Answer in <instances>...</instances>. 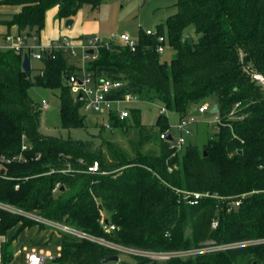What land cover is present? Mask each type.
<instances>
[{"label": "trees", "instance_id": "16d2710c", "mask_svg": "<svg viewBox=\"0 0 264 264\" xmlns=\"http://www.w3.org/2000/svg\"><path fill=\"white\" fill-rule=\"evenodd\" d=\"M1 2L21 9L0 19V24L39 36L48 9L57 6L59 19L73 18L83 8L98 7L101 0ZM175 5L176 12L155 27L174 51L169 61L156 52V38L139 29L134 50L116 42L100 46L86 66L95 75L122 80L138 101H159L179 117L191 111V104H217L220 122L214 136L201 150L190 139L180 150L173 149L159 137L169 126L168 117L158 113L153 126L147 127L138 107L129 108L123 120L109 117L111 129L136 131L131 152L105 138L96 147L89 140L43 134L41 105L29 96L31 87L58 91L62 128H86L82 100L66 84V77L79 65L59 50L54 58L47 56L40 66L24 71L20 53L2 51L0 151L19 152L24 135L30 152L40 151L41 157L6 165V177L0 176L1 201L140 250H186L211 241L220 245L264 238V95L245 70L264 75V0H177ZM189 27L195 37L185 35ZM100 68H113L118 74H100ZM238 101L239 112L246 116L229 118ZM150 142L157 150H142ZM93 161L99 165L94 174L87 171ZM176 189L211 196L191 205ZM102 217L115 230L105 232ZM17 224L16 233L32 225L47 227L0 209V235ZM59 234V254L55 252L46 264H128L103 262L104 257L120 253L105 245L65 231ZM13 239L0 242L6 264L12 258ZM131 256L136 264H264V243L165 260Z\"/></svg>", "mask_w": 264, "mask_h": 264}, {"label": "built area", "instance_id": "2783aa9c", "mask_svg": "<svg viewBox=\"0 0 264 264\" xmlns=\"http://www.w3.org/2000/svg\"><path fill=\"white\" fill-rule=\"evenodd\" d=\"M147 35H151L156 38L158 44L156 46V52L158 54H163L167 49L166 39L160 34L157 28L144 30ZM117 37L120 44L126 45L131 50L135 49L137 44V38L128 34L127 32H121L118 35L111 34L109 39L100 40L98 36L91 37L90 44H87L85 39L80 45H75L70 37L66 34L61 35L57 39L51 41L48 44H43L40 42V35L34 33H29L26 31H15L0 34V52L11 50L15 53H20L23 57L27 54L30 60L36 59L42 61L45 57H55L56 51H63L67 53L70 58L77 62L79 67L76 71L70 73L66 77V84L68 85L71 94L76 98L78 94H82V106L81 110L86 113L88 111L93 113L101 114L104 117V126L106 128H111L109 123V117L111 114L115 115L118 119L123 120L127 118L130 114L129 105L138 101L135 95L126 91L124 88V82L120 79L113 78L111 76H99L95 75L92 71L87 69L86 63L89 60L95 58L96 49L100 46H110L114 43V38ZM80 48L81 53L78 52L77 48ZM93 48V54L87 53V49ZM250 80L255 83L260 89V92L264 95V75L258 71L246 69ZM241 103L238 101L233 105V108L228 113L229 118L242 119L246 116V113L239 112ZM212 106L207 102L197 105L194 110L189 111L188 114L179 117L175 123H170L168 128L161 131L159 134L160 139L167 140L170 143L171 148L180 150L183 145L187 142L189 137L193 134L194 127L199 123L201 114L205 113ZM49 108V104L44 102L41 105V109L46 110ZM196 112V113H195ZM159 113L165 114L167 116V109L164 106L159 108ZM216 114V124L220 122V119ZM176 135H175V134ZM168 135H171L172 139L168 140ZM31 151V146L27 142L25 136H22L21 147L19 152L6 154L0 151V176L6 177L5 168L7 164L13 162H27L29 160H37L41 157L40 151ZM87 171L89 173H98L99 165L97 161H93L92 164L87 166ZM104 173V172H102ZM18 185H15L17 188ZM58 188V184L55 185L53 191ZM176 192L183 194L185 201L191 205L196 204L201 197L211 196L209 193H202L196 191H186L176 189ZM240 203L239 200L235 201V205ZM0 209L5 210L12 214H18L26 218L35 220L37 222L52 225L58 227L61 225L60 229L78 238H84L89 241L97 242L105 245L111 249L118 252H126L129 254H136L150 258L151 260H165L170 257H185L191 256L197 253L215 251L220 249H225L227 247L245 245L250 243H264V238L244 241L237 244H220L215 245L212 241L208 245L199 248H190L186 250H171V251H153V250H140L132 247L123 246L121 244L115 243L113 241L107 240L103 237H98L91 235L89 233L83 232L73 227L63 225L58 222H53L48 220L41 215L36 213L23 210L19 207L11 205L9 203L0 200ZM100 223L105 232L115 230V225L109 223L105 218H101ZM213 226L216 222L212 223ZM27 250V249H26ZM60 247L56 254H59ZM54 258V254L48 251L31 249L27 253V259L25 264H43L50 259ZM0 264H6L1 258L0 250Z\"/></svg>", "mask_w": 264, "mask_h": 264}, {"label": "rangeland", "instance_id": "374dc122", "mask_svg": "<svg viewBox=\"0 0 264 264\" xmlns=\"http://www.w3.org/2000/svg\"><path fill=\"white\" fill-rule=\"evenodd\" d=\"M176 1L177 0H101L98 7L85 8V10L82 11L81 20L78 21V15L75 17V23L72 28L64 27V30L71 34L78 28L86 29L88 33L82 34L83 36L81 38L83 39L85 37L98 36L100 40H107L111 34L118 35L121 32H127L136 37L139 29L146 30L155 28L158 24L163 23L170 14L176 12ZM185 35L196 36L191 27L186 28ZM114 41L120 43L117 37L114 38ZM77 50L81 53L79 46ZM173 55L174 51L167 48L163 54H161V59L169 61ZM40 62L41 61L33 58L30 60L32 67L39 65ZM99 70H105L103 71L104 74H112V72L114 75L118 74L113 68H100ZM28 94L39 105H42L44 102L49 104L48 109H40L39 130L43 134L56 136L62 139L89 140L96 147L102 146V138H105L106 140L115 142L128 152H131L130 141L133 140L135 142L137 140L138 135L134 128L130 127L128 130L124 131L106 127L103 128L101 122H104V117L101 114L90 111L86 112V128H62L60 126L58 91L38 86L29 88ZM128 105L129 108H140L139 113L141 122L146 124L147 127L153 126L159 113V108L162 106V104L156 100L137 101ZM195 105L196 104H191L190 110H194L196 107ZM80 112L83 114L81 109ZM200 116V121L197 123V126L194 127L193 134L189 139L197 144L201 150L207 139L214 136L217 126L216 114L206 111ZM167 117L170 123H175L178 119V114L167 110ZM151 148L157 150V146L154 142L144 145L142 150L145 151ZM47 226L54 231H62V229H60V227H62L61 225H58L59 228L52 225ZM54 252L55 248L53 247L51 253L54 254ZM119 261L128 264H136L131 254L121 251L119 253Z\"/></svg>", "mask_w": 264, "mask_h": 264}, {"label": "crops", "instance_id": "0c3cea01", "mask_svg": "<svg viewBox=\"0 0 264 264\" xmlns=\"http://www.w3.org/2000/svg\"><path fill=\"white\" fill-rule=\"evenodd\" d=\"M1 1L2 0H0V19L8 18L10 17L11 14L17 13L21 9L20 5L5 4L2 3ZM84 10L85 8L79 10L77 14L73 17L72 26L75 23V17H77L78 15H79L78 21L81 20L82 11ZM44 20H45L44 27L40 31V38H39L40 42L43 44H48L51 41L60 37L61 35L66 34L68 37L72 39L75 45H80L82 41L85 39V38L84 39L81 38L83 36L82 34L88 33L86 29L84 30L82 28H78L74 30V32L71 34L66 32V30H64L65 19H59L57 17V6L52 7L46 11ZM15 31H17V28L14 25L11 27H7L3 24H0V34L15 32ZM40 65L41 62L37 66ZM103 71L105 70H101V71L99 70V73L104 74ZM105 74H109V73H105ZM110 75H114L113 72ZM17 228H18V224L7 230L5 235H0V242L4 240H8L12 236H14V239L12 241L13 254L10 262L7 264H25L27 259V253L31 249L48 251L51 253L52 248L54 247L55 252L58 251V248L60 247L59 244L61 241V235L59 234V232L54 231L52 228H49L48 226L41 228L38 225H32L29 227H25L20 232L16 233ZM43 264H46V262Z\"/></svg>", "mask_w": 264, "mask_h": 264}, {"label": "water", "instance_id": "95a60500", "mask_svg": "<svg viewBox=\"0 0 264 264\" xmlns=\"http://www.w3.org/2000/svg\"><path fill=\"white\" fill-rule=\"evenodd\" d=\"M72 23H73V18H67L64 20V26L66 28H71ZM85 41L87 44H90L91 37H85ZM86 51L89 54H93V52H94L93 48H89ZM21 67L24 71H27L30 69L29 57L27 54H24L22 57ZM77 98L82 99V94H78ZM209 112L214 113V114L217 113L218 112L217 104H213L212 107L209 109ZM171 139H172L171 135H168V140H171ZM118 260H119L118 254H111V255L104 257L103 262H117ZM153 264H155V262H153Z\"/></svg>", "mask_w": 264, "mask_h": 264}]
</instances>
